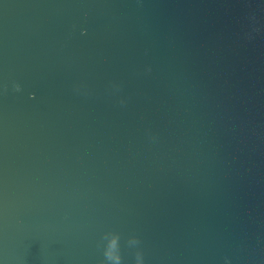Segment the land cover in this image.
<instances>
[{
	"label": "water",
	"instance_id": "obj_1",
	"mask_svg": "<svg viewBox=\"0 0 264 264\" xmlns=\"http://www.w3.org/2000/svg\"><path fill=\"white\" fill-rule=\"evenodd\" d=\"M264 264V0H0V264Z\"/></svg>",
	"mask_w": 264,
	"mask_h": 264
},
{
	"label": "clouds",
	"instance_id": "obj_2",
	"mask_svg": "<svg viewBox=\"0 0 264 264\" xmlns=\"http://www.w3.org/2000/svg\"><path fill=\"white\" fill-rule=\"evenodd\" d=\"M106 255H107L109 261H115L116 264H118L120 257L112 248L108 249ZM137 264H143L142 256L138 259Z\"/></svg>",
	"mask_w": 264,
	"mask_h": 264
}]
</instances>
